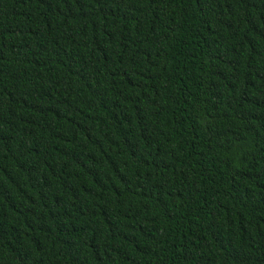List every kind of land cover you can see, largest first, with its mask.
Returning <instances> with one entry per match:
<instances>
[{
  "label": "trees",
  "instance_id": "1",
  "mask_svg": "<svg viewBox=\"0 0 264 264\" xmlns=\"http://www.w3.org/2000/svg\"><path fill=\"white\" fill-rule=\"evenodd\" d=\"M0 264H264V0H0Z\"/></svg>",
  "mask_w": 264,
  "mask_h": 264
}]
</instances>
